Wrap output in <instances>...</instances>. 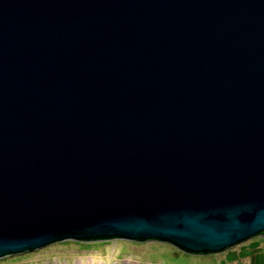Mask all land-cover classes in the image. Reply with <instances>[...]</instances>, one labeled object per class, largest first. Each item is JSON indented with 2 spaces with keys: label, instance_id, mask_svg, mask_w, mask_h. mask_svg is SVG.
<instances>
[{
  "label": "water",
  "instance_id": "1",
  "mask_svg": "<svg viewBox=\"0 0 264 264\" xmlns=\"http://www.w3.org/2000/svg\"><path fill=\"white\" fill-rule=\"evenodd\" d=\"M258 235L264 0H0V257Z\"/></svg>",
  "mask_w": 264,
  "mask_h": 264
},
{
  "label": "rangeland",
  "instance_id": "2",
  "mask_svg": "<svg viewBox=\"0 0 264 264\" xmlns=\"http://www.w3.org/2000/svg\"><path fill=\"white\" fill-rule=\"evenodd\" d=\"M0 264H264V237H251L219 253L188 254L166 242L122 238L66 239L0 258Z\"/></svg>",
  "mask_w": 264,
  "mask_h": 264
},
{
  "label": "trees",
  "instance_id": "3",
  "mask_svg": "<svg viewBox=\"0 0 264 264\" xmlns=\"http://www.w3.org/2000/svg\"><path fill=\"white\" fill-rule=\"evenodd\" d=\"M104 240H107V239H103V240H99V239L98 240H87V241H83V242H92V241L95 242V241H104ZM108 240H111V239H108ZM188 254H191V253H188Z\"/></svg>",
  "mask_w": 264,
  "mask_h": 264
},
{
  "label": "bare ground",
  "instance_id": "4",
  "mask_svg": "<svg viewBox=\"0 0 264 264\" xmlns=\"http://www.w3.org/2000/svg\"><path fill=\"white\" fill-rule=\"evenodd\" d=\"M214 253H218V252H214ZM199 254H201V255H207V254H212V253H199ZM2 257H4V256H2Z\"/></svg>",
  "mask_w": 264,
  "mask_h": 264
}]
</instances>
